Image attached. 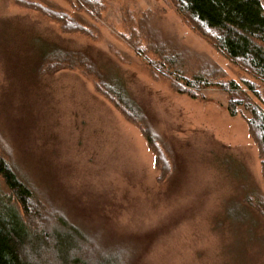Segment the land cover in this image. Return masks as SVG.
<instances>
[{"label":"rangeland","instance_id":"rangeland-1","mask_svg":"<svg viewBox=\"0 0 264 264\" xmlns=\"http://www.w3.org/2000/svg\"><path fill=\"white\" fill-rule=\"evenodd\" d=\"M76 50L121 76L140 123L59 62ZM197 74L251 83L264 110V80L171 0H0V156L33 188L38 212L60 209L123 245L107 250L117 264H264V151L249 114L229 115L226 91L184 92L181 77Z\"/></svg>","mask_w":264,"mask_h":264},{"label":"trees","instance_id":"trees-1","mask_svg":"<svg viewBox=\"0 0 264 264\" xmlns=\"http://www.w3.org/2000/svg\"><path fill=\"white\" fill-rule=\"evenodd\" d=\"M178 13L200 32L213 45L232 61L250 71L254 76L264 80V3L262 0H171ZM57 49L52 48L50 51ZM49 51V52H50ZM68 56L70 60L68 59ZM43 56L42 60H46ZM59 62L79 67L86 74L95 78V86L129 121L140 123L135 102L128 93L119 74L106 75L98 72L85 52L69 51V55ZM185 93L195 96V92L208 87H218L229 95L227 111L235 116L239 108L248 114L249 132L258 147L264 151V110L246 93L245 89L255 93L254 86L244 81L245 89L234 80L212 82L204 74L184 78ZM196 90V91H194ZM148 144L151 137L143 132ZM32 187L19 176L16 167L0 156V264H117L118 253H108L125 249L122 245L110 243L94 235L87 228L71 224L60 210L43 214L38 212ZM260 196L255 205L259 207ZM238 206V204H237ZM234 206V212L242 211ZM239 206L242 207L241 201ZM33 211V213L31 212ZM227 208V213L232 212ZM51 217V218H49ZM57 221L64 230L50 224ZM51 225V226H50ZM44 226H48L47 228ZM99 238V251L87 248L88 237ZM87 238V240L85 239ZM91 244L94 242L91 241ZM92 246V245H91ZM94 247V246H92ZM87 255H86V253ZM86 255L88 260L78 254ZM129 258V257H128ZM46 259V263L45 262ZM47 263V261H49Z\"/></svg>","mask_w":264,"mask_h":264}]
</instances>
